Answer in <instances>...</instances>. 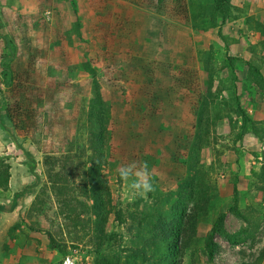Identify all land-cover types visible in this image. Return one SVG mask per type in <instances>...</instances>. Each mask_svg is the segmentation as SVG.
Segmentation results:
<instances>
[{"label": "rangeland", "instance_id": "rangeland-1", "mask_svg": "<svg viewBox=\"0 0 264 264\" xmlns=\"http://www.w3.org/2000/svg\"><path fill=\"white\" fill-rule=\"evenodd\" d=\"M44 1L41 5L38 0H0V35H12L15 51L13 90L5 88L0 70V158L11 166L10 177L0 178V204L26 193L0 223V264H62L68 255L77 264H91L96 259V215L88 195V159L94 147L86 113L95 83L109 104L110 119L103 201L114 213L102 235L122 249L132 218L160 204L149 194L147 199L134 196L118 169L133 160L147 162L154 192L176 190L186 174L202 101L209 93L228 100L234 89L233 73L225 64V43L230 56L264 72V0H232L240 18L224 26V41L217 34L220 20L217 25L199 21L195 27L123 0ZM6 54L0 36V60ZM234 76L243 108L263 121L264 85L249 76L241 62ZM3 93L8 105L26 97L43 99L38 111L42 142L53 145L54 151H39L13 128ZM229 116L211 126L208 147L201 155L210 179L217 183L219 207L198 227L201 242L194 258L199 264H239L264 252V192L254 188L250 175L262 164L264 129L248 130L238 140L240 118L235 110ZM235 191L253 196V205L242 206L236 200L240 210L255 211L250 224L228 212ZM118 210L122 226L113 239ZM219 212L227 214L231 238H216L219 251L210 262L203 240ZM12 232L15 238L5 251ZM49 236L59 250H50ZM180 263L193 264V259L188 253Z\"/></svg>", "mask_w": 264, "mask_h": 264}, {"label": "trees", "instance_id": "trees-1", "mask_svg": "<svg viewBox=\"0 0 264 264\" xmlns=\"http://www.w3.org/2000/svg\"><path fill=\"white\" fill-rule=\"evenodd\" d=\"M129 4L166 15L170 19L179 22H191L197 26L199 21H209L218 24V36L224 41V26L238 20L239 10L233 5L232 0H196L190 3L188 0H123ZM41 5L46 1L38 0ZM43 10V9H42ZM41 10V11H42ZM0 28L2 24L0 22ZM7 54L0 60V70L4 75V85L8 90H13V38L12 35H0ZM225 64L232 71L233 91L228 100H217L212 93L201 103L194 131V138L186 161L185 177L178 183L173 192L149 193L152 200L159 202L157 207L144 208L138 216L132 218L129 226L127 242L122 249L114 244L106 242L102 235L108 221V216L114 213L111 205L104 204V195L107 189L104 171L110 163L109 132V104L104 102L101 96L100 86L95 83V96L86 113V125L91 134L94 147L88 161L90 166L88 195L92 202V209L96 215V259L91 264H181L180 260L188 255L193 259V264H199L195 259L196 248L201 242L198 236V227L208 222L209 218L216 214L219 207V192L215 181L210 179L208 169L203 164L202 151L208 147L211 126L218 121L229 119V111L235 110L240 118L238 140H242L248 130H253V121L243 108L235 86L234 70L236 64L244 63L248 69V75L259 80L264 85V72L256 64L240 57H232L228 53V45L225 43ZM4 94L3 107L6 109L8 119L13 128L22 131L30 138L36 148L43 152L55 150L50 143H43L42 127L39 109L43 102L42 98H22L14 104L8 105L7 96ZM53 132L54 126H50ZM258 159L256 154L253 155ZM260 157V156H259ZM34 174V167L30 165ZM11 166L0 158V178L10 177ZM250 175L256 181L254 188L264 192V164L259 169H251ZM228 212L236 218L250 224L252 212H245L237 207L236 191ZM225 212H219L216 219L203 240L205 254L208 261H213L219 251L216 238L222 237L229 240L231 236L226 230ZM115 234L122 226L120 211L114 217ZM258 223L255 221L254 228ZM15 238L14 232L9 233L5 243V251L9 249ZM50 250L56 251L58 245L49 236ZM61 253L63 251L60 250ZM264 260V252H261L252 261H242L239 264H261Z\"/></svg>", "mask_w": 264, "mask_h": 264}, {"label": "clouds", "instance_id": "clouds-1", "mask_svg": "<svg viewBox=\"0 0 264 264\" xmlns=\"http://www.w3.org/2000/svg\"><path fill=\"white\" fill-rule=\"evenodd\" d=\"M118 175L136 197L147 199L148 194L154 191L147 162L133 160L122 165L118 169Z\"/></svg>", "mask_w": 264, "mask_h": 264}, {"label": "crops", "instance_id": "crops-1", "mask_svg": "<svg viewBox=\"0 0 264 264\" xmlns=\"http://www.w3.org/2000/svg\"><path fill=\"white\" fill-rule=\"evenodd\" d=\"M247 113L250 115V117L252 118V121H253V126H254V129L257 131L259 129H264V120L261 121L259 118L255 117L252 115L251 111L250 110H247ZM236 118V117H235ZM237 119V118H236ZM240 121V119H239ZM238 124H240V122H238ZM249 134L247 133V136L246 138H248ZM251 141V139H250ZM233 193V192H232ZM235 193V192H234ZM233 193V194H234ZM233 196V195H232ZM240 197V198H239ZM236 200L240 201V204L239 205H242V206H247V205H253L252 201H253V196L248 194V192H240L239 194L236 193ZM18 206V205H17ZM13 212V211H12ZM11 213V212H10ZM9 214V213H7ZM6 215V214H5Z\"/></svg>", "mask_w": 264, "mask_h": 264}, {"label": "water", "instance_id": "water-1", "mask_svg": "<svg viewBox=\"0 0 264 264\" xmlns=\"http://www.w3.org/2000/svg\"><path fill=\"white\" fill-rule=\"evenodd\" d=\"M23 196H26V193H24L23 195L17 194L14 200L10 203L0 204V223L3 220L5 214L10 213L17 208L18 202Z\"/></svg>", "mask_w": 264, "mask_h": 264}, {"label": "built area", "instance_id": "built-area-1", "mask_svg": "<svg viewBox=\"0 0 264 264\" xmlns=\"http://www.w3.org/2000/svg\"><path fill=\"white\" fill-rule=\"evenodd\" d=\"M260 161L262 164H264V136H263L262 144L260 146ZM62 264H77V263L73 256L68 255L63 258Z\"/></svg>", "mask_w": 264, "mask_h": 264}]
</instances>
